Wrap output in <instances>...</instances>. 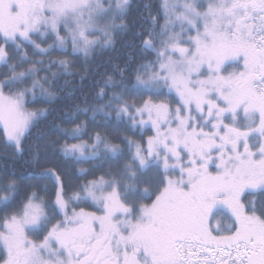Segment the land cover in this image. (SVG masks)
I'll use <instances>...</instances> for the list:
<instances>
[{"label":"snow or ice","instance_id":"obj_1","mask_svg":"<svg viewBox=\"0 0 264 264\" xmlns=\"http://www.w3.org/2000/svg\"><path fill=\"white\" fill-rule=\"evenodd\" d=\"M131 7L0 0V136L32 169L0 168V264H264V0H159L130 22ZM129 33L122 65L87 66ZM69 46L82 71L45 59ZM89 81L53 118L71 127H39L56 108L29 104ZM89 111L104 132L77 123ZM57 155L102 174L75 185Z\"/></svg>","mask_w":264,"mask_h":264},{"label":"trees","instance_id":"obj_2","mask_svg":"<svg viewBox=\"0 0 264 264\" xmlns=\"http://www.w3.org/2000/svg\"><path fill=\"white\" fill-rule=\"evenodd\" d=\"M159 2V0H132V7H131V11L129 14V21H136L139 19V17L141 16V13L145 12L144 9V5L145 4H151V5H156ZM153 12H155V7H153ZM139 30V26H137L136 29H134V31ZM132 40V36L129 33L128 35H121L117 37V43L115 44V48L114 50H108L103 52L102 55H96L94 57H90L89 59H91V64L87 65L89 67L95 68L96 65H104L103 67H101L99 69L100 72H104L106 68H111L114 67L116 64H123L124 58H125V54L129 52V49L127 47H125L124 45L126 43L131 42ZM137 43H139V41H137ZM66 58L67 61L70 62V64L72 65V67L69 69V71L72 72H78V71H82L81 70V65L85 64V58L80 55V54H64L61 52H54L52 53V55L50 57H47L45 59H63ZM111 61V64H109L108 62ZM2 70V69H0ZM53 72H58V69H52ZM43 75V74H42ZM97 80L100 79V77H96ZM69 81L72 85L73 88H77L79 89L80 86V77L79 76H63L59 79L58 84H57V88L60 85H63L65 81ZM91 82H86L83 85V88L85 89V92L83 94H80L79 92L77 93V97L78 98H74L72 101H65V97H64V93H60L58 92L57 94L60 96V99L57 100L54 105H49V104H40V103H35V104H29L28 108L29 109H36V108H51V107H55L56 111L52 113L51 116H49L47 118V120L41 121L39 127L40 128H47L49 130H51L53 128L54 124H61V127H71V125H64L61 123V121L59 119H53L54 117H59L61 115V110H67L69 107H71V110H75L74 106H79V107H84L85 105L82 103V100L84 99V96H88V92L87 89L89 87V84ZM72 89L69 88L67 91H71ZM95 94V90H93L92 95ZM89 101L91 104L95 105V101L91 100V96H89ZM92 113L91 111H89V113L87 114V116H81L80 120L77 121V123L80 122H88L89 123V128H88V132L89 135H91L92 133H94L95 131H101L104 132V129H100L97 128L95 124H92L91 122H89V117H91ZM101 122V118L99 116H97V123ZM37 131V129H33V135H35V132ZM121 135H128V136H132L131 132H121ZM151 134V133H148ZM135 139H139V136H135L133 137ZM51 140H55L57 139V136L55 134L50 136ZM83 139H85L86 141H88L90 143V141L88 140V135H85L83 137ZM73 140H69L68 142H72ZM33 142L32 139L26 140L25 141V145L27 146L28 144H31ZM118 142V141H117ZM61 143H63V139H61ZM13 149L12 148H6L5 144H4V138L2 136H0V168L2 167H9L11 168L13 165V162H15V170L18 174L21 173H26L27 171H32L31 168H27L25 165V160L27 159V155H25V157L23 159H19L13 156ZM52 164H55L58 167H63V168H67L71 173H72V183L75 185H79V184H83L86 183L87 180H91L94 177H97L99 175L102 174V172L97 171L94 172L86 177H80L77 178L75 175V169L76 168H86V169H91L92 165L91 164H80V165H75L73 166L71 163H65L64 161H62L60 159V157L57 155L55 157V159H53ZM52 164L48 165V166H52ZM23 195V193L21 194ZM85 206V205H84Z\"/></svg>","mask_w":264,"mask_h":264},{"label":"rangeland","instance_id":"obj_3","mask_svg":"<svg viewBox=\"0 0 264 264\" xmlns=\"http://www.w3.org/2000/svg\"><path fill=\"white\" fill-rule=\"evenodd\" d=\"M48 43H51V41H49ZM71 53H72L71 52V47L69 46V48H68V54H71ZM55 60H58V59H55ZM63 60H67V59L66 58H63ZM29 110H33V109H29ZM79 142L80 141H72V142H69V143H79ZM81 207H86V210H88V211H95V209L93 207H90V206L81 205Z\"/></svg>","mask_w":264,"mask_h":264},{"label":"flooded vegetation","instance_id":"obj_4","mask_svg":"<svg viewBox=\"0 0 264 264\" xmlns=\"http://www.w3.org/2000/svg\"><path fill=\"white\" fill-rule=\"evenodd\" d=\"M30 238H32V239H36V237H30Z\"/></svg>","mask_w":264,"mask_h":264}]
</instances>
